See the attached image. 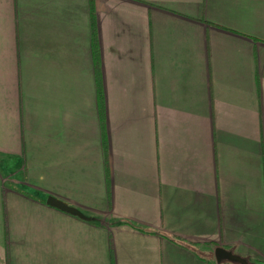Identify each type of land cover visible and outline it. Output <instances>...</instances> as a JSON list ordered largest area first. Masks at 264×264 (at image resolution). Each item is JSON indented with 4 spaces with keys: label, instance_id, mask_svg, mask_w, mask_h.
Masks as SVG:
<instances>
[{
    "label": "crops",
    "instance_id": "0c3cea01",
    "mask_svg": "<svg viewBox=\"0 0 264 264\" xmlns=\"http://www.w3.org/2000/svg\"><path fill=\"white\" fill-rule=\"evenodd\" d=\"M215 246L264 264V0H0V264Z\"/></svg>",
    "mask_w": 264,
    "mask_h": 264
},
{
    "label": "water",
    "instance_id": "95a60500",
    "mask_svg": "<svg viewBox=\"0 0 264 264\" xmlns=\"http://www.w3.org/2000/svg\"><path fill=\"white\" fill-rule=\"evenodd\" d=\"M212 251H213V257L217 262L220 260L226 259L231 262H238L240 264H248L245 258L235 253H232L230 250L225 249L222 246H215L213 247Z\"/></svg>",
    "mask_w": 264,
    "mask_h": 264
},
{
    "label": "trees",
    "instance_id": "16d2710c",
    "mask_svg": "<svg viewBox=\"0 0 264 264\" xmlns=\"http://www.w3.org/2000/svg\"><path fill=\"white\" fill-rule=\"evenodd\" d=\"M91 1V0H90ZM90 24H91V48H92V57H93V62H94V67H95V72L97 70V63H98V57H97V41H96V34H95V24L93 21V16L92 13L90 14ZM97 93H100L99 89V84L97 82ZM129 224L133 225L132 223L128 222ZM137 227V226H136ZM140 228V227H138Z\"/></svg>",
    "mask_w": 264,
    "mask_h": 264
}]
</instances>
